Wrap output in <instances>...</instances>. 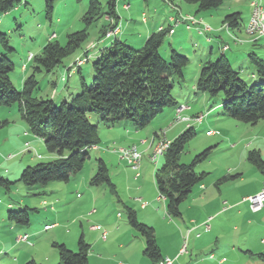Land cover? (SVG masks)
<instances>
[{"label":"rangeland","instance_id":"rangeland-1","mask_svg":"<svg viewBox=\"0 0 264 264\" xmlns=\"http://www.w3.org/2000/svg\"><path fill=\"white\" fill-rule=\"evenodd\" d=\"M235 1L237 0L226 1L223 8L235 5ZM242 1L243 5H247L248 0ZM100 2L102 12H105L107 0H100ZM175 2L185 11L188 10V6L195 5L183 0ZM125 4H130V7L124 8ZM88 6L89 0H54L53 9L48 15L46 0H22L14 9L0 16V32L7 34L12 47V50L6 54L14 64L10 78L18 90L23 88L24 80L34 72L33 68L36 62L34 58L28 59L31 53L34 56L40 55L44 46L52 39L66 45L69 33L87 28L88 38L81 49L66 57L63 63L52 72L34 73L39 81L37 96L44 99L53 98L56 105H60L64 97L69 95L71 96L69 102H71L73 97L83 93V79L88 87L92 84V64L95 60L93 52L112 46L116 39H121L133 48H141L148 30L154 28L157 20H162L160 23H163L165 11L170 10L164 0H118L117 13L121 21L119 27L125 33L122 34V32L117 36L113 34L100 39L101 29L107 26L110 21L107 15H103L98 17L93 24L87 26L83 17ZM197 11L193 10L192 12L196 13ZM215 12L216 9L197 13L210 21L209 14ZM126 24L129 26L128 29L127 26L125 28ZM151 32L157 31L152 29ZM222 32L226 33L225 30ZM170 37L169 35L165 36L164 44L161 47V53L166 60H170V49L167 56L164 50L166 47L169 48L167 44ZM185 39L187 40L185 46L187 50L178 52L188 56L190 62L184 70V79H174L172 95L181 104L185 105L190 101L189 104L194 107V112L202 108L206 117L201 123L194 122L197 133L185 145L178 160L181 163H191L199 153L211 147L210 155L195 165L197 172L208 173L202 183L206 185V188H209L207 191L218 195V197L221 195V201L224 199L239 201L245 196H252L250 194L260 186V183L262 184L264 179V171L248 159L251 150L259 151L264 159V120H260L257 124H250L228 117L223 114V105L221 104L224 98L223 94L210 97L208 94L197 92L195 89L198 78L196 74L201 55L209 54L211 45H213L215 53H219L218 42L207 43L205 36H198L195 31L187 32ZM91 47L95 48L91 53L88 52L89 59L84 61L82 73L75 69L71 74H65L67 66L73 60L82 59L83 52ZM4 53L5 50L0 43V56ZM216 58L213 57V59ZM26 65L27 71L23 70ZM247 67L249 66L246 65L245 68ZM249 71H243V78L248 83L258 82L254 81L256 78H250L253 71L251 69ZM53 82L56 83L54 87ZM53 90L58 92L56 97L52 95ZM53 94L55 95V92ZM169 110V107L165 109V111ZM181 116L188 117L190 120L194 118L182 113ZM89 117L93 124H99L101 141L98 145L111 155L106 158V160L108 159L106 164L116 193L112 192L106 184L98 186L90 184L92 177L97 172V159L101 158L98 151L93 149H88L90 158L87 159L83 169L73 173L68 181H52L46 186H26L19 180L22 170L39 162L50 161L57 155L50 153L44 141L38 139L30 131L17 103L11 106H0V175L17 181L10 189L0 187V250L3 253L0 255V264H26L32 258L38 263L50 264L47 259L52 258L55 254L59 255L54 243H65L70 250L76 251L78 239L85 231V241L88 244H93V241L90 242L88 228L92 223L99 224L102 227L101 231H108L106 240L97 238V240L100 239L99 245L107 244L108 249L116 254L133 255V259L140 264L149 262L148 256L144 253L145 239L129 224L126 206L136 211L140 222L146 223L142 220L143 213L138 202V198L141 196L140 189L142 187V191L146 195L151 194V191L154 190L155 198L160 195L155 183V172L164 163L165 157H161L158 164L155 165L149 156L142 152L141 166L138 170L133 169L127 161L121 160L116 152V149L125 146L123 132L126 127L121 125L108 128L99 123L101 119L99 115L90 113ZM158 117L151 124L140 129L145 137H149L146 131H150L153 135L155 131L159 132L160 128H163L164 131L162 130L160 133L163 137L158 142L166 139L165 130L167 137L173 140L187 128L184 125L182 131L174 129L181 121H185L178 118L177 113L174 121L167 120L163 125H159L158 119L160 118ZM210 130H215L218 133L211 135L209 134ZM110 135H114L118 139L110 141L108 139ZM25 142L30 143L25 145ZM103 158L105 159V157ZM136 171L140 172V177L136 176ZM143 182L144 184H142ZM198 186L199 184L195 187ZM197 190L198 188L181 204V217L171 216L167 212L163 200V205L155 206L157 215L153 216L152 220L157 224V227H154L157 228L155 234L158 245L163 239L175 237L180 228H185V223L189 220L188 216L202 214L199 209L201 202L196 200L200 197ZM143 200L146 201V197L143 196ZM26 207L32 210H30V224L28 226L21 225L23 229L20 232L29 235V240L23 242L18 239L17 232L10 230L6 219H8L9 211H20ZM93 208H98V213L91 214L90 211ZM55 215L59 216V220L54 219ZM226 215L229 216L223 223L224 230L227 233H233L234 237L231 240H236L237 246L241 247L238 254L232 258L233 264H245L243 257L247 255L246 257L249 259V250L254 252V256L252 261H246V264H262L256 254L264 253V244L261 242L264 237V213L251 212L246 204H240ZM55 221L58 222V227L45 228L46 223L52 224ZM250 222L252 223L250 224ZM81 223H83V227ZM235 225L239 227V231L234 230ZM95 235L97 236V234ZM121 243H123V247H120ZM196 254L197 252L194 253L195 256ZM6 255V259H10L9 261L2 258Z\"/></svg>","mask_w":264,"mask_h":264},{"label":"trees","instance_id":"trees-1","mask_svg":"<svg viewBox=\"0 0 264 264\" xmlns=\"http://www.w3.org/2000/svg\"><path fill=\"white\" fill-rule=\"evenodd\" d=\"M21 1L0 0V16L14 9ZM46 1L50 15L54 0ZM117 1L107 0V9L102 12L100 0H89L88 10L83 17L87 26L103 15H107L110 21L101 29L100 39L109 37L107 33L119 26ZM183 1L197 5V12L201 13L218 9L228 0ZM224 23L232 30H239L243 25L239 12L228 15ZM167 34L168 29L160 27L139 49L116 39L112 46L101 49L95 57L91 86L88 87L83 79L82 94L73 97L71 102L63 100L60 105H56L52 98L44 99L36 95L39 81L34 73L52 72L66 57L81 49L88 38V29L69 33L66 45L54 39L50 40L42 53L34 56V72L25 79L21 90L11 81L10 73L14 64L6 54L12 47L7 34L0 32V43L5 50L0 56V106L17 103L30 131L44 140L50 153L57 155L50 161L27 166L22 170L19 180L29 187L46 186L52 181H68L73 173L82 170L90 158L88 149L101 141L99 124L90 121V113L99 115V123L105 127L112 128L129 123L140 130L151 124L167 107L176 109L180 104L172 95L174 79H184V70L190 59L173 47H170V60L163 57L161 47ZM88 52L86 49L85 56L80 58L82 63L89 59ZM249 58L261 78L258 82L248 83L241 71L234 68L225 55H221L203 64L196 90L210 97L223 94L221 104L224 115L245 123L257 124L264 120V59L255 53H251ZM80 65L75 63L74 67ZM196 133L195 127L190 125L171 140L164 154L165 161L155 172V183L160 195L165 197L167 212L173 217L182 216L181 204L190 196L196 185L202 184L208 174L197 172L195 165L210 155L211 147L199 153L191 163H181L178 160L179 154ZM248 159L264 171V159L259 151H249ZM97 163V172L90 184H106L116 193L106 162L99 158ZM16 182L0 175V187L10 189ZM126 209L129 224L145 239L144 253L156 264L164 256L161 254L155 229L140 222L133 208L126 206ZM30 210L32 209L26 207L20 211H9L8 221L23 226L29 225ZM54 246L59 251V264H89L90 244L85 241L83 235L79 238L77 251L70 250L64 243H54ZM256 256L264 264V253H257ZM26 264L40 263L31 259Z\"/></svg>","mask_w":264,"mask_h":264},{"label":"crops","instance_id":"crops-1","mask_svg":"<svg viewBox=\"0 0 264 264\" xmlns=\"http://www.w3.org/2000/svg\"><path fill=\"white\" fill-rule=\"evenodd\" d=\"M175 1H177V0H164V2L167 4V6L169 7L170 10L165 11V14L163 15V19H164L163 23H160L162 20H157L156 24H154V28H150L148 30L147 34H145L146 36L144 37L145 41L153 33V32H151L152 29H154V31L155 30L159 31L160 27H166L167 26L169 28V26L173 22L171 20L172 17L178 18V17H180V15L192 14L198 18H201L203 20V22L207 23L211 27V30L204 32V33H199L195 27L187 28L185 26V24L179 25L178 27L175 28L174 33H172V34L168 33L167 34L171 37L169 38V42L167 44L169 48L166 47L164 49L166 52V56L169 54L168 51H169L170 47H173L177 51L187 50L185 47L186 42H187V40L185 39L186 33L195 31L198 36H205V41L207 43L213 44L214 41L218 42V49H219V53H217V52L215 53V50H213V45H211L210 50H209V54L201 55L200 62L198 64V72L196 74L197 77H199L201 67L203 66L205 61H207L209 59H213V57L216 58V57H219L221 55H225L230 60L231 64L234 66V68L239 69L241 71V74L243 73V71H245V70L249 71V69H251L253 72L250 74V78H256L254 81H259L261 79L260 76H258V74L256 72L255 66L251 63L249 55L251 53H255L257 56L264 59V38L252 37V36L248 35L244 30L245 26L247 25V23L251 17V12H252V7L250 4L251 0H248V3H246L247 5H243L242 0H237V1H235V5L228 6L226 8H223V6L225 5L224 4L222 7L216 9L215 13L209 14L210 15L209 17L211 18L210 21L206 20V18H204L203 16L198 15L197 12L196 13L192 12L193 10L194 11L197 10V5L188 6V8H187L188 10L185 11L181 6L177 5ZM127 6L130 7V4H128V5L125 4L124 8ZM236 12L240 13V17H241V21H242L243 25L239 30H232L231 28L228 27L227 23H224V20L226 19V17L228 15H230L232 13H236ZM145 22H148V21H145ZM119 23H121L120 20H119ZM155 25H156V28H155ZM126 26L128 29L129 26L126 24L125 28H126ZM224 30L226 31L225 34L222 32ZM122 32H123V30L120 29V31L114 35L117 36V35L121 34ZM124 33H125V31L122 34H124ZM236 38H238L239 40H237ZM145 41H144V43H145ZM93 48H95V47H91V48H87V49L91 53ZM183 53H186V52H183ZM98 54H99V51L98 52L95 51L92 53V55L94 57L98 56ZM83 56H85L84 52L82 54V57ZM75 61L73 60V62L70 63L69 66H67L66 72H64L65 74L69 75L75 69H77L78 72L82 73L81 70H82V66L84 63H82L79 67H74L72 65L75 64ZM246 65L249 67L245 68ZM250 66H252V67H250ZM23 70L27 71V65L23 67ZM247 79H249V78H247ZM55 85H56V83L53 82V87ZM195 89H196V85H195ZM54 92H55V95L53 94ZM53 93H52V95L55 97L58 95V92L55 90H53ZM70 99H71V96H69V95L64 97V100L70 101ZM178 102H179V100H178ZM189 102H186V104H185L187 107L185 108V110L182 111L183 115L194 117L197 114L203 113L202 108H200V110L194 112L193 111L194 107L193 106L191 107ZM179 104L181 105L180 102H179ZM159 115H158L159 117L157 116L158 118H160V119H158L159 120L158 122H160L159 125H163L167 120H171V119L173 121L175 120L176 109L170 108L169 111L164 110V112L159 114ZM205 117H206V114H205L202 122L204 121ZM194 122H196V121L192 120V119L181 121V123L177 124L174 129L175 130L177 129L178 131H182V129H184V125H186V127H189L190 125L194 126ZM121 125L126 127V129L124 128L125 130L123 132V136H124L123 141H126V142H124L125 146H123V147H129L131 145H136L140 149L141 152H144V154H147L150 158V155L154 149L153 147L156 145L158 140L163 137L160 134L161 131L163 130V128H160L159 132L155 131L153 133V135H152V133H150V131H146L147 136H149V137H145L143 135V132L141 130H137L136 128H134V126L132 124L129 125V123H122L118 126H121ZM112 128H114V127H112ZM147 130H149V129H147ZM156 134H158V135H156ZM37 138L40 140H43L42 138H40L38 136H37ZM165 138L168 139L169 141L172 140V138L167 137L166 130H165ZM108 139L111 141V140H116L118 138H115L114 135H110ZM29 143L30 142H25V145H29ZM89 149H93V150L98 151V153L101 155L100 157L105 162L108 160V159L106 160V158H109L111 156V155H109L110 153H108L107 150H105L104 148H101L99 145H94V146L90 147ZM39 156H41V155L39 154ZM103 157H105V159ZM138 173H139V175H138ZM136 176H139V177L141 176L139 171H136ZM142 184H144V182ZM142 184H140V185H142ZM263 184H264V179H263L262 184L260 183V186L257 187L250 195L257 194L262 189ZM197 188H198L197 193H199L198 195L200 197L197 198L196 200H199L201 202L199 209H200V212H202V214H193L191 216H188L189 220L187 223H185L186 227L180 228V230L175 235V237L171 236L169 239H163L161 242H159L161 254H162V256H169V257L174 258L176 264H233L232 258H233V256H236V254H238L241 247L237 246L236 240H233V241L231 240L234 237L233 233H230V232L227 233L224 230L223 223L225 220H227V218L229 216V215L227 216L226 214L229 211L235 209L240 204H246L250 208L251 212H254V213H260V212L264 213V207L259 211H253L251 206H250V202L246 199L248 196L243 197V199H241L239 201H236V200L231 201L229 199L228 200L224 199L221 201L220 200L221 195H220V197H218V195L216 196L214 193L212 194L211 192L207 191L209 188H206V185L204 183L199 184L198 187H195L191 194H193ZM142 189L143 188L141 187V189H140L141 196L138 198V202L140 203V208L142 210L141 212L143 213L142 214L143 215L142 220L145 221L146 224L147 223H148V225L150 224V226H152L155 229V231H157V228H155V227H157V224H156V222H154V220H152L153 216L157 215V212L155 210V206L157 204L163 205V203H162V200H163V202L165 204V208L167 210L166 201H165V199H160L159 198L160 195L157 196V198H155V191L154 190L151 191V194L146 195V193L144 191H142ZM202 191H204L203 194H200V192H202ZM143 196L146 197V199H147L146 201H149L150 203L144 201ZM143 203H146V205L143 206ZM213 203H214V205H213ZM7 205H10V204H7ZM98 210H99L98 208H93L90 211V213L96 214V213H98ZM54 219L59 220V216L55 215ZM6 222H7L8 226H10V230L12 232L18 233V238L20 236L27 235V234H23L20 232L21 229H23V227L21 225L12 223V222L8 221V219H6ZM206 222H209V224H210V229H208V230L205 227ZM248 222H249V220H248ZM251 223L252 222H250V224ZM46 225H52V227H55V228L59 226L57 221L53 222L52 224L46 223L45 227H46ZM81 226L83 227V223H81ZM93 226H97V228L93 229L92 228ZM90 227H88L89 233H90L89 237L91 238L90 242L93 241L94 243L90 244V251H89V255H88L89 264H140L135 259H133V255L116 254L115 252H111L108 249L107 244L99 245L98 242L100 241V239L97 240V238L100 237V238H104L106 240L107 239L106 235L108 234V231L107 232H106V230L101 231L102 227L99 224L92 223L90 225ZM233 228H234V230L239 231L238 226L235 225ZM95 234H97V236ZM81 235H83V237H85L84 236V235H86L85 231ZM186 237H188V252L184 253V254H180V250L183 246V243H184V240ZM28 240H29V237H28ZM20 241L24 242V240H20ZM78 242H79V239H78ZM261 242L264 244V237L262 238ZM91 245H93L92 249H91ZM120 247H123V243L120 244ZM249 251H250L249 259H247V257H246L247 255H245L243 257L245 264H246V261H249V260L252 261V258L254 256L252 254L254 252L252 250H249ZM195 252H197L196 256L194 255ZM0 255H3L1 250H0ZM194 256H195V258H193ZM2 258H5V261L10 260V259H6L7 255L5 257H2ZM32 259H34V258H32ZM29 260H31V259H29ZM47 261L50 262V264H59L60 263V256L55 254V255H53L52 258L47 259ZM40 264H43V263H40ZM146 264H155V263L149 259V262Z\"/></svg>","mask_w":264,"mask_h":264},{"label":"built area","instance_id":"built-area-1","mask_svg":"<svg viewBox=\"0 0 264 264\" xmlns=\"http://www.w3.org/2000/svg\"><path fill=\"white\" fill-rule=\"evenodd\" d=\"M252 7L251 17L245 26L246 31H252V32H258V38H264V0H251L250 2ZM128 7V6H127ZM145 20V19H144ZM171 20L173 21V25H170L168 28V33L172 34L175 31V28L178 27L181 24H185L187 28L195 27L200 33H204L211 30V27L203 22V20H198V17L195 15H180L178 18L172 17ZM120 31V27L118 26L114 30H110L107 33L108 35L111 34H117ZM29 60H32L34 58L33 53L29 55ZM79 65L82 63V60L79 59L78 62ZM75 64H73L74 66ZM187 106L184 104L179 105L176 107V113L178 114L179 111L185 110ZM205 114L201 113L196 118L194 117L192 120H195L196 122L201 123ZM178 120V118H177ZM190 120V119H185ZM181 121V120H180ZM218 132L215 130H210L209 134L215 135ZM170 141L167 139L160 140V146L158 147L157 154L155 156V165L158 164V160L164 156L165 152L170 146ZM116 152L119 154L120 159L127 161V163H131V166L133 169H137V162L139 158L142 156V152L136 151V145L129 146V149H122L121 147L119 149H116ZM139 175V173H138ZM160 199H165L164 196L160 195ZM250 202V206L253 211H259L264 207V185L262 189L255 195L248 196L246 198ZM146 203H143V206H145ZM206 229H210L209 222L205 223ZM46 229H49L51 227H45ZM93 229H96L97 226H93ZM19 240L28 241V235L20 236L18 238ZM188 252V237L185 238L183 246L180 250V254H184ZM156 264H176L175 259L169 256H164L162 259L156 262Z\"/></svg>","mask_w":264,"mask_h":264},{"label":"bare ground","instance_id":"bare-ground-1","mask_svg":"<svg viewBox=\"0 0 264 264\" xmlns=\"http://www.w3.org/2000/svg\"><path fill=\"white\" fill-rule=\"evenodd\" d=\"M198 20H202V19H198ZM200 32V31H199ZM248 35L252 36V37H257L258 38V32H252V31H246ZM113 35V34H111ZM183 111V110H182ZM182 111H179L178 112V118H181V119H187L186 117H181V113ZM160 146V141L155 145L151 155H150V160L152 162L155 163V156L157 154V150H158V147ZM122 149H129V147H122ZM136 151H140V149L136 146ZM141 152V151H140ZM142 158L143 156H141L137 162V169H139V167L141 166V161H142ZM131 165V163H129ZM46 227H52V225H46Z\"/></svg>","mask_w":264,"mask_h":264}]
</instances>
